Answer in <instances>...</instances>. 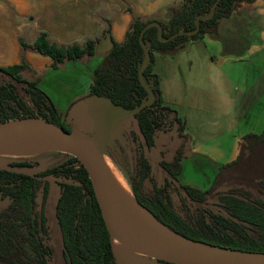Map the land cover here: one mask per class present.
Masks as SVG:
<instances>
[{"label":"trees","instance_id":"16d2710c","mask_svg":"<svg viewBox=\"0 0 264 264\" xmlns=\"http://www.w3.org/2000/svg\"><path fill=\"white\" fill-rule=\"evenodd\" d=\"M215 1L186 0L182 8L171 6L168 24L152 18H134L123 43L112 38L111 50L94 70L88 97L107 99L125 114L137 109L149 98L139 81L144 61L139 40L142 30L147 24L158 22L164 39L178 32H193L197 17L208 15ZM254 1L220 0L213 17L200 20L199 31L191 36L182 34L162 41L156 26L145 31L143 42L150 51L151 62L143 78L154 92L155 101L134 117L144 152L140 181L131 189L137 202L159 222L187 239L264 253V135L246 134L237 158L219 169L208 189L180 183L181 160L186 155L189 137L185 134L184 119L164 103L160 78L153 70V50L216 33L220 19L229 17L240 3ZM94 44L89 41L83 48H62L49 43L42 34L33 48L50 57L51 67L56 69L67 60L93 56ZM26 70L33 71L24 57L19 64L0 66V123L41 117L71 131L67 119L72 106L62 113L39 88L38 79L24 76ZM154 150L158 152L156 160L152 157ZM32 166L26 159H15L7 167H0V199L10 201L6 207L0 206V264H119L92 181L80 160L71 155L64 163L35 174L17 170ZM50 179L57 181L58 192ZM146 179L155 187L152 199L141 192ZM170 189L178 195L185 211H194L195 215L190 216L193 223L175 211Z\"/></svg>","mask_w":264,"mask_h":264},{"label":"crops","instance_id":"0c3cea01","mask_svg":"<svg viewBox=\"0 0 264 264\" xmlns=\"http://www.w3.org/2000/svg\"><path fill=\"white\" fill-rule=\"evenodd\" d=\"M185 1L0 0V66L19 64L24 57L33 69L31 72L37 75L39 88L58 109L62 113L68 112L71 106L77 110V103L91 100L88 95L94 70L111 50L112 38L123 43L136 17L168 24L169 7L182 8ZM42 34L49 43L62 48L73 45L83 48L93 41L95 54L67 60L58 68H52V59L33 48ZM199 42L217 47L218 53L202 56L201 52L193 50L186 53L189 66H183L179 54L183 55L189 46L192 49ZM22 44L29 47L24 49ZM153 55V70L159 75L164 103L176 109L178 106L193 108L191 113H178L185 121V134L189 137L186 155L181 160L180 178L184 163L194 156L206 157L217 166L218 172L237 158L246 134L259 132L264 135V120L257 119L261 125L258 129H242L233 111L234 92L240 93L245 117L255 108L260 110L262 106L264 109V0L240 3L229 17L219 20L216 33H207L202 39L167 49H155ZM251 56L254 58L252 68L241 72L236 69L238 83H235L227 65L244 63ZM208 63L209 66L203 67ZM195 76L201 78L190 90H184L183 82L188 78L194 80ZM219 104L228 109L225 126L221 124L223 114L217 109Z\"/></svg>","mask_w":264,"mask_h":264},{"label":"water","instance_id":"95a60500","mask_svg":"<svg viewBox=\"0 0 264 264\" xmlns=\"http://www.w3.org/2000/svg\"><path fill=\"white\" fill-rule=\"evenodd\" d=\"M219 2L220 0L215 1L208 15L197 17L196 30L193 32H178L168 39H164L161 37V25L158 22L147 24L139 37L140 44L144 48V61L139 70V81L149 93V98L137 109L125 114L117 121L103 126L91 134L84 132L80 127L78 129L66 131L58 125L46 121L41 117H27L0 123V136L16 133H33L45 136L68 146L74 152L75 157H77L84 165L89 174L106 228L113 242L122 244L132 252L159 261L174 264H264V253L262 252H249L211 246L202 242L187 239L182 235L180 236L186 240L201 244L203 250L178 248L158 242L157 240L143 235L126 224L116 220L101 165L100 153L103 141L123 129V127L129 121L134 119L143 108L152 106L155 101L154 92L146 85L143 78V73L151 62L150 51L143 42L145 31L152 25L156 26L158 28L159 38L162 41H170L182 34L191 36L199 31L200 20H209L213 17ZM87 102L88 99H84L77 103V110L75 107H72L70 110V115L73 114V118L80 122V125L89 124L93 121L92 117L83 118V116H81L83 113L89 111V109L84 106ZM50 181L52 182L53 179H50ZM214 249H217L218 251L212 253L211 251Z\"/></svg>","mask_w":264,"mask_h":264},{"label":"rangeland","instance_id":"374dc122","mask_svg":"<svg viewBox=\"0 0 264 264\" xmlns=\"http://www.w3.org/2000/svg\"><path fill=\"white\" fill-rule=\"evenodd\" d=\"M190 48L191 47L189 46L185 50V52L183 51V55L179 54L181 58L180 61L182 62L183 66H189V58L186 55L193 50L197 52H201L202 56H208L211 53L215 54L217 50V47L212 48L210 46H206L202 42H199L192 49ZM217 56L219 55L217 54ZM253 59L254 58L251 56L244 61L245 64L243 62L238 61L231 64L229 63V65H227V69L229 70V73L231 72V78L235 83H238L237 82L238 80L236 79L237 77L236 69H239L238 72H241V70L247 67L252 68L254 61ZM217 64L219 65L220 62H218ZM209 65L210 63H208V65H203V67ZM24 76L29 80H35L37 77L36 74L28 70L24 72ZM200 78L201 76L198 77L195 76L194 80L188 78L187 81L183 82V84L186 85L184 86V90L186 91L190 90L191 89L190 86H192L194 82H196V80L199 81ZM233 95L234 97H236V104L235 103L233 104L235 106L233 107V111H235L236 114L238 115L239 118L238 120L240 121V127L242 129L244 128L251 129L252 127H256V129H258L261 125L257 123V119L261 121L264 120L263 107L261 106L260 110L255 108L253 112H251L247 117H245L244 115L245 109H243V105H241L243 101L241 102L242 99L240 93L234 92ZM84 106L87 107L89 111L87 113H83L81 116H83V118L92 117L93 121L89 124L80 125V122L74 119L72 114L68 116L67 119L71 125L70 126L71 130L78 129L80 127V129L83 130L84 132H89L91 134L92 132L100 129L101 127L117 121L118 119H120L122 116L125 115L124 110L114 106L113 104L110 103L109 100L104 98L91 99ZM60 107L62 108V106ZM174 109L178 111L179 114L180 113L187 114L193 111V108L192 107L189 108V106H178L177 109L176 108ZM217 109L223 114V117L221 119L222 122L221 124H224L225 126L226 125L225 114L226 111H228V109H226L220 104L217 106ZM257 116H261V117L257 118ZM11 120H15V119H11ZM200 140H203L204 142L208 141L207 139H200ZM101 151L106 152L111 156L113 161L118 166L119 170L123 172V175L125 176L130 187L135 186L139 183L141 161H142L144 149L141 144V140L139 138L137 121L135 119L129 121L119 132L106 138L101 145ZM157 156H158V152L154 150V152L152 153L153 159L156 160ZM70 158L71 155L63 154L60 152L42 153L34 156H25L19 158L0 156V167H7L8 163L15 159H26V161L31 162L33 166L27 168H17V170H22L25 172H29L31 174H35L45 171L46 169H49L51 167L60 165L65 161L69 160ZM216 172H217L216 165H212L206 157L198 155V156H194L193 160L184 163V173L181 176V178L179 177V181L182 184L183 183L189 184L200 190H206L212 185L216 175L218 174V172L217 174ZM56 182H57L56 180H53V186L54 189L57 190L58 192L59 185ZM141 192L148 198L151 199L154 198L156 192L154 184L149 179H146L141 184ZM169 193L171 195L172 205L175 211L178 214H180L184 219L188 220V222L193 223L192 217L195 215L194 211H191L190 213L188 211H185V208L182 205L178 195L174 193L172 189H170ZM41 200H42V189H40L37 194V202L39 205L41 203ZM9 202L10 201L8 199L6 200L0 199V206L6 207L9 204ZM114 251L119 264H162L158 260H155L151 257L132 252L118 242H114Z\"/></svg>","mask_w":264,"mask_h":264},{"label":"bare ground","instance_id":"6f19581e","mask_svg":"<svg viewBox=\"0 0 264 264\" xmlns=\"http://www.w3.org/2000/svg\"><path fill=\"white\" fill-rule=\"evenodd\" d=\"M51 152L75 156L65 144L42 135L16 133L0 136V156L19 158ZM100 159L116 220L163 244L187 249L203 248L201 244L186 240L173 232L140 205L123 172L108 153L101 151ZM217 251L214 249L211 252Z\"/></svg>","mask_w":264,"mask_h":264},{"label":"flooded vegetation","instance_id":"af4514ba","mask_svg":"<svg viewBox=\"0 0 264 264\" xmlns=\"http://www.w3.org/2000/svg\"><path fill=\"white\" fill-rule=\"evenodd\" d=\"M74 117V116H73Z\"/></svg>","mask_w":264,"mask_h":264}]
</instances>
